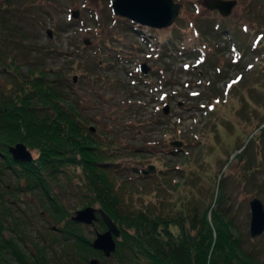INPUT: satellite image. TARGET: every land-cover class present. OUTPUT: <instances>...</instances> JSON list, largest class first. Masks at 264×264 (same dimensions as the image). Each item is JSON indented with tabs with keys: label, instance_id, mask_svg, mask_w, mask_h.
<instances>
[{
	"label": "rangeland",
	"instance_id": "obj_1",
	"mask_svg": "<svg viewBox=\"0 0 264 264\" xmlns=\"http://www.w3.org/2000/svg\"><path fill=\"white\" fill-rule=\"evenodd\" d=\"M178 1L171 23L153 26L114 12L111 0H0V96L29 66L43 67L86 125H94L128 207L146 202L153 210H173L185 202L200 212L223 173L225 195L211 205L231 218L242 247L264 261V229L249 231V198L264 201V134L258 137L264 124V0H236L227 14L206 0ZM240 145L245 154L233 155ZM149 163L155 167L142 171ZM1 167L0 205L28 252L44 243L50 264H89L74 239L60 233L61 222H53L42 186L29 187L25 176ZM48 177L71 213L88 197L71 165ZM97 220L83 221L91 241L96 228L106 227H97ZM101 252L92 253L90 261L97 260L90 263L102 256L125 263ZM3 254L7 264H18L10 250Z\"/></svg>",
	"mask_w": 264,
	"mask_h": 264
},
{
	"label": "trees",
	"instance_id": "obj_2",
	"mask_svg": "<svg viewBox=\"0 0 264 264\" xmlns=\"http://www.w3.org/2000/svg\"><path fill=\"white\" fill-rule=\"evenodd\" d=\"M0 56H3L1 52ZM9 57L11 65L18 70L14 56ZM259 128L264 129V124ZM91 129L61 88L46 77L41 66H29L0 96V180L3 162L17 175L25 176L27 186L40 184L51 201L53 222H61L58 230L63 237L74 239L81 249L82 260L92 264V253H100L101 249L92 245L91 236L84 231V222L73 219L68 206L50 189L48 175L66 165L81 174L82 187L88 193L81 204L96 202L103 206L120 227L111 253L125 258L124 264L132 261L135 264H264L253 251L242 247L241 238L233 232L232 220L225 211L211 205L213 199L220 201L225 195L223 173L214 178L215 190L200 212L185 202L177 203L173 210H153L146 202L128 207L121 184L116 183V176L108 167L111 161L104 158V142ZM261 130L258 137L264 134ZM254 134L255 131L250 137ZM17 140L26 143L32 158L17 159L11 155L8 145ZM244 145L233 155H244ZM97 219V227L106 226L102 217ZM10 227L15 233L7 232ZM19 236L0 205V264H7L5 248L18 264H50L44 243L31 255ZM96 264L110 263L102 256Z\"/></svg>",
	"mask_w": 264,
	"mask_h": 264
},
{
	"label": "water",
	"instance_id": "obj_3",
	"mask_svg": "<svg viewBox=\"0 0 264 264\" xmlns=\"http://www.w3.org/2000/svg\"><path fill=\"white\" fill-rule=\"evenodd\" d=\"M208 6L217 8L222 14H227L231 11L236 0H206ZM111 6L114 12L120 13L138 21L140 23L163 26L171 23L175 18L180 8L178 0H111ZM77 9H72V14L77 15ZM47 30L50 32V28ZM1 31V27H0ZM85 41H88L85 38ZM143 71L148 69V64L143 61L140 64ZM167 109V104L164 105ZM94 128V125H90ZM180 139H175L173 142L180 143ZM11 155L15 158L30 159L33 154L31 149L23 140H17L8 145ZM154 163H149L147 167H141L142 171H149L154 168ZM250 207V222L249 231L251 235L260 233L264 229V201L258 195H253L249 198ZM71 217L76 220L95 222V219L102 217L106 223L104 229L96 228L95 236L92 239V244L100 247L106 254L110 253L116 246V236L120 233V227L112 218V216L101 205L93 203H85L74 209ZM97 258L92 257L91 261H96Z\"/></svg>",
	"mask_w": 264,
	"mask_h": 264
}]
</instances>
